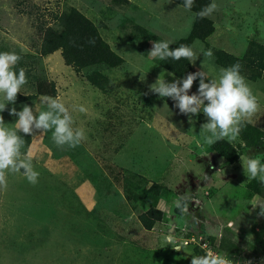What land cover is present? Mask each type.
<instances>
[{"label":"rangeland","instance_id":"obj_1","mask_svg":"<svg viewBox=\"0 0 264 264\" xmlns=\"http://www.w3.org/2000/svg\"><path fill=\"white\" fill-rule=\"evenodd\" d=\"M126 1L0 0V52L37 55L44 28L72 7L122 59L114 68L75 71L63 65L56 51L37 58L28 70L53 83L54 98L65 104L73 127L83 128L87 139L75 148H60L51 131L34 137L20 133L22 152L32 156L39 179L33 186L23 176L9 174L7 190L0 191V264H190L208 249L264 264V217L257 215L258 205L264 204V183L249 178L242 167L249 156L264 164V136L263 146L254 148L244 147L240 137L225 139L240 147L231 164L205 145L202 113L189 122L174 101L149 90L159 76L169 83L178 79L157 65L159 58L149 56L153 42L133 28L173 45L187 36L193 14L174 0ZM211 3L218 6L206 16L213 32L190 44L197 60L188 63L218 79L220 69L235 63H217L215 51L241 59L249 42L264 47V0ZM92 71L105 77V84L91 85L87 75ZM241 75L260 106L247 123L262 132L264 72L242 69ZM34 93L29 82L21 89V95ZM40 97L7 105L0 113L5 124L11 127L17 119L9 115L13 107L20 111L28 105L37 114L46 110ZM81 106L87 111L80 112ZM125 179L132 190L156 185L159 192L146 194L143 202H127ZM178 195L185 197L187 211L174 206ZM146 206L161 213L149 231L137 220ZM177 246L180 252L174 250Z\"/></svg>","mask_w":264,"mask_h":264},{"label":"clouds","instance_id":"obj_2","mask_svg":"<svg viewBox=\"0 0 264 264\" xmlns=\"http://www.w3.org/2000/svg\"><path fill=\"white\" fill-rule=\"evenodd\" d=\"M193 5L194 0H183L186 10L191 11ZM217 7L215 3H211L196 15L201 18L210 16ZM169 46V41H155L148 54L151 58L160 60L187 59L193 64L197 60L191 47L182 44L170 50ZM206 55L211 56V51ZM20 60L21 57L15 52H0V113L6 110L7 105L16 103L18 94H21V89L28 83L26 70L19 68L17 71ZM196 81H199L198 88L190 95ZM149 90L160 98H170L174 101V107L180 114L189 117V122H193L191 117L202 113L206 123L201 125V129L208 133L203 136V143L209 146L225 139L229 142L237 141L242 126L251 122L260 109L257 97L246 78L241 75L239 64L220 69L218 79H209L208 74L202 70L189 73L171 83L159 76L156 82L150 85ZM39 102L46 110H41L38 114L28 105L22 106L20 111L11 108L9 115L17 118L11 127L5 124L3 116L0 115V191L7 190L9 174L21 175L33 186L38 183L39 172L34 169L32 156L22 152L25 140L20 133L34 137V133L44 134L51 131L53 142L60 148L65 145L75 148L87 139L83 128L73 127V117L59 98L43 95ZM78 110L87 111L82 106ZM242 167H245L249 178H258L264 183V164L260 159L246 157V163ZM174 206L183 211L188 210L183 195L177 196ZM258 208L257 215L264 217V204L258 205ZM166 239L169 243L173 242L171 234ZM174 250L181 251L179 246ZM190 264H253V261L229 258L225 254L208 249L204 255L192 257Z\"/></svg>","mask_w":264,"mask_h":264},{"label":"trees","instance_id":"obj_3","mask_svg":"<svg viewBox=\"0 0 264 264\" xmlns=\"http://www.w3.org/2000/svg\"><path fill=\"white\" fill-rule=\"evenodd\" d=\"M117 1L123 4L127 3L126 0ZM210 1L211 0H194L191 11L187 10L192 13L194 17L189 32L185 38H181L173 45H170V50L182 44L190 46L195 40L203 42L212 34V22L206 17L201 18L196 15V13L209 5ZM175 3L184 8L183 0H175ZM133 28L136 32L140 33L145 40L152 42L159 41L156 35L149 33L142 27L134 26ZM56 51H59L63 65L75 71L92 67L110 69L122 63V59L113 53L102 41L92 22L76 9L70 7L58 15H55L53 26L44 28L37 55H19L21 60L17 65V71L19 68H24L26 70L27 80L34 86L35 93L34 95L18 94L16 103L32 100L36 96L47 95L54 97L55 90L53 83L38 79L34 75H29L30 71L28 70L34 69L37 58H43ZM214 54L217 56V63H221V65L223 63L228 64L232 62L235 63L233 65L239 64L240 70L245 69V71L249 70L250 72L256 68L260 72H264V47L255 42L251 41L248 43L247 49L241 59L233 58L218 50L215 51ZM156 63L159 67L174 75L178 80L189 73L196 72L190 67L187 59H181L179 61L171 58L166 60L159 59ZM87 81L98 88L102 84H105L106 79L99 73L92 71L87 75ZM198 82L199 81H196L194 84ZM262 135L264 136V131L260 132L248 123L242 126L239 133L243 146L246 148L262 147L263 145L260 142V137ZM209 147L229 164L234 163L240 155V147L232 146L224 140L217 141ZM126 184L129 185V189H127L128 186L126 188ZM130 186H132V183L125 179L123 190L124 198L127 202L131 200L143 202L146 194L155 196L159 192L156 185H151V187L145 191L139 188L132 190ZM139 191H141V193H138ZM160 217L161 213L158 210L146 206L137 216V220L145 231H149L153 224L160 220Z\"/></svg>","mask_w":264,"mask_h":264},{"label":"crops","instance_id":"obj_4","mask_svg":"<svg viewBox=\"0 0 264 264\" xmlns=\"http://www.w3.org/2000/svg\"><path fill=\"white\" fill-rule=\"evenodd\" d=\"M175 1V0H174Z\"/></svg>","mask_w":264,"mask_h":264}]
</instances>
